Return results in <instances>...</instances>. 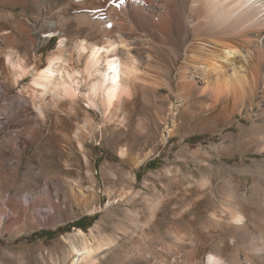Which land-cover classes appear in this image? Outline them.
I'll use <instances>...</instances> for the list:
<instances>
[{
    "label": "bare ground",
    "instance_id": "1",
    "mask_svg": "<svg viewBox=\"0 0 264 264\" xmlns=\"http://www.w3.org/2000/svg\"><path fill=\"white\" fill-rule=\"evenodd\" d=\"M2 5L31 9L29 14L43 23L32 34L27 22L18 19L20 33L15 34L8 22L16 13ZM60 24L65 27L59 31L56 49L41 67V55L30 50L43 48ZM138 27H153L174 41L176 48L180 46L175 41L183 38V60L176 61L180 104L175 110L182 115L184 128L198 122L200 128L215 131L248 113L253 125L244 132L239 149L264 154V109L255 110L264 105V0H0V36L10 45L0 47L1 81L5 76L12 87H18L31 77L19 90L26 99L21 101L24 133L30 137L45 129L54 132L67 115L71 130L66 144L81 152L87 137L109 127L123 138L137 136L143 130L141 95L149 87L159 91L164 83L173 89L171 79L154 70L158 57L152 45L148 51L134 47L131 37ZM94 111L101 113V122L93 117ZM63 135L54 137L60 140ZM115 141L134 165L144 160L139 147L134 151L130 142ZM228 170L253 176L252 195L247 188L223 183L221 209L211 210L206 197L212 184L203 185L205 195L191 188L185 200L193 193L199 196L187 210L194 219L206 216L217 230L205 227L202 242L197 234L186 240L188 231L177 228L173 243L162 241L142 264H153V260L157 264H264V164ZM73 189L70 184L69 190ZM257 190L262 198L258 203L250 201ZM107 191L111 192L108 186ZM5 209L12 210L10 205ZM1 228L0 221V232ZM147 229L144 233L149 238ZM74 250L77 257L72 264H79L92 257L94 249L85 243Z\"/></svg>",
    "mask_w": 264,
    "mask_h": 264
},
{
    "label": "rangeland",
    "instance_id": "2",
    "mask_svg": "<svg viewBox=\"0 0 264 264\" xmlns=\"http://www.w3.org/2000/svg\"><path fill=\"white\" fill-rule=\"evenodd\" d=\"M1 7L16 13V18L8 22L15 34L20 33L18 19L27 22L32 34L43 23L42 18L29 14L31 9ZM64 27L60 24L57 34L43 48L34 46L30 50L41 55V67L56 49L59 31ZM131 39L134 47L143 51L152 45L153 54L158 57L154 70L170 78L173 84V89L164 83L155 92L149 87L141 95L139 114L143 130L137 136L123 138L120 132L109 127L104 132L98 131L95 137H87L81 152L76 146L66 144L71 120L65 115L67 118L58 122L54 132L45 129L29 137L22 125L25 119L21 101L24 103L26 99L19 90L31 77L18 87H12L7 77L2 81L0 78V221L3 229L0 264H72L77 257L74 247L81 248L85 243L95 251L79 264H142L144 257L151 256L148 252L162 245V241L173 243L177 228L188 231L186 240L197 234L202 242L205 227L217 230L206 216L194 219V214L187 210L190 202L199 196L193 193L191 199L185 200L191 188L205 195L203 185L212 184V191L206 197L211 210L221 209L219 198L223 183H231L241 190L247 188L248 195H252L253 176L245 171L228 170L264 164V154L239 149L244 132L253 125L250 114L235 116L226 127L215 131L200 128L198 122L184 128L185 121L175 110L176 104H180L177 62L183 60V38L175 41L180 46L176 48L174 41L154 32L153 27H138ZM8 46L0 36V47ZM258 109H264V105L255 108ZM156 110H161L160 114ZM94 112L93 117L101 122V113ZM254 115L252 112L251 116ZM56 134H64L65 140L55 139ZM117 139L130 142L134 151L139 147L144 160L134 165L121 154ZM151 161L152 167L146 168ZM70 184L73 192L69 190ZM259 193L261 190L254 192L250 201L262 202ZM9 205L12 210L5 209ZM78 221L83 227L74 226ZM145 227L149 238L144 233Z\"/></svg>",
    "mask_w": 264,
    "mask_h": 264
},
{
    "label": "trees",
    "instance_id": "3",
    "mask_svg": "<svg viewBox=\"0 0 264 264\" xmlns=\"http://www.w3.org/2000/svg\"><path fill=\"white\" fill-rule=\"evenodd\" d=\"M152 162H153V161H151V162H149L148 164H146L145 167H146V168H147V167H148V168H149V167L151 168V167H152V164H153ZM154 162H155V161H154ZM82 220H84V218H83ZM89 225H91V224H89ZM89 225L85 226V228L89 227ZM74 226H77V227H83V225H79V221L76 222V224H74Z\"/></svg>",
    "mask_w": 264,
    "mask_h": 264
}]
</instances>
